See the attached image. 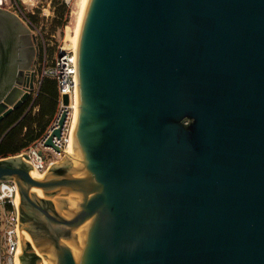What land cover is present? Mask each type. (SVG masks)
<instances>
[{"label":"water","instance_id":"obj_1","mask_svg":"<svg viewBox=\"0 0 264 264\" xmlns=\"http://www.w3.org/2000/svg\"><path fill=\"white\" fill-rule=\"evenodd\" d=\"M38 54L0 7V121ZM66 116L42 174L0 157L19 264H264V0H84L64 151Z\"/></svg>","mask_w":264,"mask_h":264},{"label":"built area","instance_id":"obj_2","mask_svg":"<svg viewBox=\"0 0 264 264\" xmlns=\"http://www.w3.org/2000/svg\"><path fill=\"white\" fill-rule=\"evenodd\" d=\"M17 1L14 0L15 4L24 18L29 22ZM63 2L68 5L72 0H63ZM0 7L9 10L11 2L0 0ZM49 61L48 66L44 62L38 75L36 73L35 83H37V80L40 83L46 75L52 77L56 82L57 100L60 110L65 107L67 109V116L63 124L61 138H54V142L64 150L69 139L71 112L74 107L75 46L65 43L59 44L54 57L49 59ZM63 94L68 95V103L66 105L62 103ZM42 140L37 144V147L31 148L26 152L29 155L28 162L32 164L39 174H42L48 164L53 161L52 159L47 160L48 155L39 148L44 147ZM39 150L41 153H39ZM53 154L61 155L55 151H53ZM18 205L16 183L9 179L0 180V264H19L18 250L21 247V229Z\"/></svg>","mask_w":264,"mask_h":264},{"label":"rangeland","instance_id":"obj_3","mask_svg":"<svg viewBox=\"0 0 264 264\" xmlns=\"http://www.w3.org/2000/svg\"><path fill=\"white\" fill-rule=\"evenodd\" d=\"M11 2L10 11L17 14L23 22L28 25L31 29V31L35 34L37 46L39 48V54H38V61L35 67V80H36V73L40 72L41 68L43 67L44 62L46 63V66L49 65V58H47V55H43V49L46 50L47 53L52 52L53 57L56 53V48L59 44L65 43V44H72V37L75 34V30L77 27L78 22V16L80 12L81 7V0H72L70 4H65L63 0H57V3H63L68 8V19L66 23L62 26H55L54 27V0H18L20 9L25 13L27 19L29 22L24 18V16L21 14L18 6L15 4L14 0H8ZM29 14H32L36 20L31 21L29 18ZM43 55V56H42ZM46 60H45V58ZM44 77H50V76H44ZM52 78V77H51ZM43 79V78H42ZM42 81V80H41ZM56 83V82H55ZM36 87L32 93L31 99L27 102L26 107L27 110L30 108L29 103L31 100H34V96L36 93V89L40 85V83H35ZM57 89V85H56ZM32 108V107H31ZM60 111V106L57 100V106H56V112L53 116L52 121L50 120L45 132L37 139L29 142L26 147L22 148L19 152L15 154H19L21 152H28L31 148L37 147L41 139L45 136V134L49 131L50 127L54 125L56 117ZM44 146V145H43ZM41 150L48 155L47 160L52 159L57 160L60 158L59 155L53 154V149L49 147H39ZM53 150V151H52ZM60 154V153H58Z\"/></svg>","mask_w":264,"mask_h":264},{"label":"trees","instance_id":"obj_4","mask_svg":"<svg viewBox=\"0 0 264 264\" xmlns=\"http://www.w3.org/2000/svg\"><path fill=\"white\" fill-rule=\"evenodd\" d=\"M53 5L55 6L54 27L62 26L68 19V8L63 3H57V0L53 1ZM28 16L31 21L36 20L32 14ZM46 55L50 59L53 53L46 52ZM48 79L51 80L50 82L55 83L53 78L43 77L39 86L40 90L34 97L32 108L30 107L27 110V103L20 105L0 121V136L8 129L0 141L1 155H6L9 151L12 153L19 152L29 142L39 138L45 132L53 109L57 104V89L51 100H46L44 94H42L43 91L49 92V88L46 87V80L48 81ZM35 105L39 106L38 111L33 109Z\"/></svg>","mask_w":264,"mask_h":264},{"label":"crops","instance_id":"obj_5","mask_svg":"<svg viewBox=\"0 0 264 264\" xmlns=\"http://www.w3.org/2000/svg\"><path fill=\"white\" fill-rule=\"evenodd\" d=\"M46 55V50L44 51V49H43V55ZM42 55V56H43ZM53 57V56H52ZM51 57V58H52ZM50 58V59H51ZM37 61H38V59H37ZM37 64V63H36ZM49 78V77H48ZM51 80L50 79H48V81L46 80V87H48L49 88V92H46V91H43V93L42 94H44V98L46 99V100H51L52 99V95L55 93V91H56V85H55V83H52V82H50ZM40 86V85H39ZM38 86V88L36 89V93H35V96L34 97H36V95H37V93H38V91L40 90V87ZM56 106H57V104L55 105V107H54V109H53V113H52V115H51V121H52V119H53V116H54V114H55V112H56ZM35 111H38L39 110V106L38 105H35L34 106V108H33ZM8 131V129L5 131V132H3L2 133V135L0 136V141H1V139H2V137H3V135L6 133ZM11 154H15V153H12L11 151H9L6 155H1L0 154V157H4V156H8V155H11Z\"/></svg>","mask_w":264,"mask_h":264},{"label":"bare ground","instance_id":"obj_6","mask_svg":"<svg viewBox=\"0 0 264 264\" xmlns=\"http://www.w3.org/2000/svg\"><path fill=\"white\" fill-rule=\"evenodd\" d=\"M81 7H80V12H79V16H78V22L76 23L77 24V27H76V30H75V34L74 36L72 37V46H75L76 45V39H77V33H78V26H79V20H80V14H81V10H82V7H83V3H84V0H81ZM73 113H74V107H73V110L71 112V123H70V130H71V125H72V119H73ZM69 136H70V131H69ZM66 150H69V139H68V142H67V145L64 149V151Z\"/></svg>","mask_w":264,"mask_h":264},{"label":"flooded vegetation","instance_id":"obj_7","mask_svg":"<svg viewBox=\"0 0 264 264\" xmlns=\"http://www.w3.org/2000/svg\"><path fill=\"white\" fill-rule=\"evenodd\" d=\"M37 59H38V57H37ZM36 63H37V60H36ZM35 67H36V64H35ZM24 104V103H23ZM23 104H21V105H23Z\"/></svg>","mask_w":264,"mask_h":264}]
</instances>
